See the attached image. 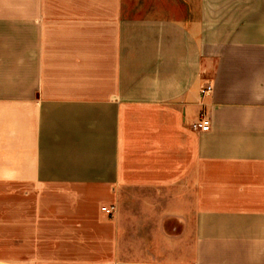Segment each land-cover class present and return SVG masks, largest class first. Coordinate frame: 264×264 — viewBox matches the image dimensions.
Wrapping results in <instances>:
<instances>
[{
    "label": "crops",
    "instance_id": "1",
    "mask_svg": "<svg viewBox=\"0 0 264 264\" xmlns=\"http://www.w3.org/2000/svg\"><path fill=\"white\" fill-rule=\"evenodd\" d=\"M0 264H264V0H0Z\"/></svg>",
    "mask_w": 264,
    "mask_h": 264
},
{
    "label": "built area",
    "instance_id": "2",
    "mask_svg": "<svg viewBox=\"0 0 264 264\" xmlns=\"http://www.w3.org/2000/svg\"><path fill=\"white\" fill-rule=\"evenodd\" d=\"M213 86L211 83H207L204 87H202V93H208L212 90ZM194 128L202 131L209 130L211 127V121L210 119L203 115L198 121H196L193 124ZM103 209L107 210L108 212H111L110 208H107L106 206L103 207Z\"/></svg>",
    "mask_w": 264,
    "mask_h": 264
},
{
    "label": "rangeland",
    "instance_id": "3",
    "mask_svg": "<svg viewBox=\"0 0 264 264\" xmlns=\"http://www.w3.org/2000/svg\"><path fill=\"white\" fill-rule=\"evenodd\" d=\"M9 232H10V231L5 230V234H6V233L8 234Z\"/></svg>",
    "mask_w": 264,
    "mask_h": 264
}]
</instances>
